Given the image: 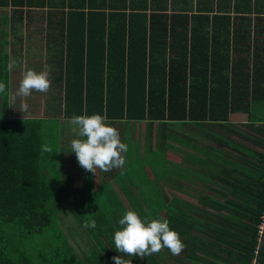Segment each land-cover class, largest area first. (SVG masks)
Masks as SVG:
<instances>
[{
	"label": "trees",
	"instance_id": "16d2710c",
	"mask_svg": "<svg viewBox=\"0 0 264 264\" xmlns=\"http://www.w3.org/2000/svg\"><path fill=\"white\" fill-rule=\"evenodd\" d=\"M74 1L0 0L13 7L46 4L48 18H67L71 40L59 113L145 120L147 150L155 121L156 149L196 144L169 125L180 122L235 152H205L218 163L206 176L215 188L206 185L196 201L173 196L157 209L130 201L141 218L159 219L166 206L169 214L163 218L185 247L179 255L164 248L143 259L125 258L132 264H251L264 212V0ZM13 12L22 16L23 10ZM4 75L1 69L0 82ZM4 107L0 264H115L112 257L122 254L113 236L127 211L116 200L72 205L92 244L87 252L67 239L48 249L27 243L52 228L64 200L57 199L61 187L50 177L41 148L43 121L9 117L5 101ZM231 113H245L243 125L253 133L234 126ZM145 159L149 163L148 154ZM87 220H95L96 227H83ZM256 264H264V239Z\"/></svg>",
	"mask_w": 264,
	"mask_h": 264
},
{
	"label": "crops",
	"instance_id": "0c3cea01",
	"mask_svg": "<svg viewBox=\"0 0 264 264\" xmlns=\"http://www.w3.org/2000/svg\"><path fill=\"white\" fill-rule=\"evenodd\" d=\"M80 2L79 0L74 1L75 4ZM14 8H21L22 16H16L13 12ZM49 9L46 4L17 7L9 4L0 5V71L3 69L5 72L3 82L7 90L4 101H6L9 117L38 118L43 121L44 128L46 122L50 121L48 119L59 120L61 128L58 131L54 166V180L61 187L58 190L57 199L72 202L95 199L141 202L140 195L143 191L140 188L144 183L143 179L147 180L145 185L155 188L154 193L162 196L165 201L173 196L196 201L200 192H206V185L215 188V180L207 181L206 176L216 172L218 163L215 159L206 158L205 152L210 149L220 153L235 152L231 148L215 143L203 144L200 139H197L196 144L191 146L172 143V146L158 150L156 149L159 128L157 121L151 128V147L147 150L145 120L109 119L112 125L119 130L121 142L128 146V151L122 153L125 156V165L108 172L97 169V175L86 171L79 165L76 154L70 152L69 141L75 137L69 124L71 117H65L62 109L59 113V105L61 104L63 108L64 104V72L67 47L71 40L67 35V18L59 16L48 18ZM63 10L66 12L67 7ZM71 29L74 30L73 27ZM10 60L17 62L16 67L11 71L7 68ZM45 65L51 67V87L47 93L33 91L26 98L29 110L24 117V113L18 110L21 103L20 98H13L15 89L22 78V70L26 66L41 71ZM31 104L34 105L32 111ZM49 112H53L54 116H50ZM232 114L235 113H231L229 118ZM169 125L180 129L178 135L188 141L187 137H190L191 133L185 130L193 128L191 125H184L180 122H171ZM198 132L201 131L198 130ZM201 133L206 136L203 132ZM147 154L149 158L147 164L153 165L152 171L142 165L137 167V162L141 163ZM183 180L186 183L179 185ZM164 187H166L165 190ZM208 194L211 193L208 192ZM163 212H167L166 216L169 214L168 210H164L161 212L163 217H166L162 215Z\"/></svg>",
	"mask_w": 264,
	"mask_h": 264
},
{
	"label": "clouds",
	"instance_id": "9594fccd",
	"mask_svg": "<svg viewBox=\"0 0 264 264\" xmlns=\"http://www.w3.org/2000/svg\"><path fill=\"white\" fill-rule=\"evenodd\" d=\"M17 62L10 60L7 68L11 71ZM51 67L45 65L41 71L26 66L22 70V78L15 89L13 98H20V108L24 117L29 110L26 98L33 91L47 93L51 87ZM7 86L0 82V94H4ZM75 137L69 141L70 152L76 154L79 165L88 172L97 175V169L108 172L113 168L125 165V156L128 151L126 143L121 142L119 130L112 125L106 115L93 113L91 115H74L70 118ZM42 151L50 152L47 145L41 146ZM122 227L114 232L115 249L122 255L112 257L115 264H132L131 259L139 256L141 259L159 253L167 248L173 255H179L185 244L179 234L170 228L169 221L163 217L150 219L141 216L134 210H127L118 221ZM83 227L95 228V220H87Z\"/></svg>",
	"mask_w": 264,
	"mask_h": 264
},
{
	"label": "rangeland",
	"instance_id": "374dc122",
	"mask_svg": "<svg viewBox=\"0 0 264 264\" xmlns=\"http://www.w3.org/2000/svg\"><path fill=\"white\" fill-rule=\"evenodd\" d=\"M6 92L4 94H0V110H2L4 107V100H5ZM6 102V101H5ZM31 106V111L33 108V104ZM7 107V106H6ZM50 111V110H49ZM32 113V112H31ZM2 114V111H0V115ZM50 116H54L53 112L48 113ZM50 121L46 122V127L43 130L42 136H43V145H47L51 151L50 152H44V156L47 158L46 163H48V172L52 179H55L54 176V166H55V149L57 147L58 143V131L61 128V125L59 123V120L54 118L48 119ZM231 122L234 124V126L242 129L248 134H252L253 132L245 127L243 125L244 122H247V116L244 113H235L232 114L230 117ZM179 128H182V126H179ZM185 131H189L191 133V137L193 140L200 139L203 144H213L212 140L207 137L203 136L201 132H198L195 128H190ZM205 137V138H203ZM239 140V139H238ZM249 145V143H247ZM147 159H143L141 163L137 162V167L140 165L145 166L149 168L151 171L153 170V165L147 164ZM159 171V170H157ZM141 185L142 193L140 195L141 197V203L143 206L147 202H149L150 207L159 208V206H162L163 203H166V201H162V196H157L154 193L155 188L150 187L149 185H145L147 183L146 179H143ZM182 183H186L185 180L181 181L179 185ZM191 183V181H190ZM196 186L195 183H192ZM163 185L161 184V187ZM153 188V189H152ZM166 187H164L165 190ZM163 190V191H164ZM78 202L76 201H63L59 208L55 211V214L58 216V219L56 218L55 224L52 226V228L44 231L40 234H35L34 236L27 239V243L30 244V247H38L42 249H48L56 246L57 244H62L64 239H67L68 242L76 249L78 247L82 251H89L92 244L89 240L87 233L79 226V224L76 221V218L74 216V211L71 209L73 207L72 205H76ZM126 208V210H133L131 203L129 201H123L122 202ZM144 203V204H143ZM149 210V209H148ZM168 210L166 206L161 210ZM161 212L159 215H161ZM167 213V212H166ZM165 212H163L162 215L166 216ZM61 233L59 236L58 233Z\"/></svg>",
	"mask_w": 264,
	"mask_h": 264
},
{
	"label": "built area",
	"instance_id": "2783aa9c",
	"mask_svg": "<svg viewBox=\"0 0 264 264\" xmlns=\"http://www.w3.org/2000/svg\"><path fill=\"white\" fill-rule=\"evenodd\" d=\"M258 230H257V235H256V244L254 247V254L255 257L253 258L251 264H256V256L259 251V247L261 246L263 239H264V212L260 215V222L257 225Z\"/></svg>",
	"mask_w": 264,
	"mask_h": 264
}]
</instances>
